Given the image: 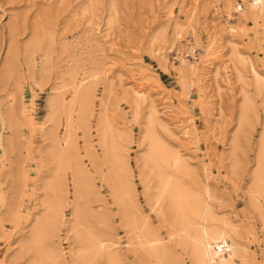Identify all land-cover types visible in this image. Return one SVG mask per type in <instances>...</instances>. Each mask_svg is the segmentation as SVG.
I'll return each instance as SVG.
<instances>
[{"label": "rangeland", "instance_id": "rangeland-1", "mask_svg": "<svg viewBox=\"0 0 264 264\" xmlns=\"http://www.w3.org/2000/svg\"><path fill=\"white\" fill-rule=\"evenodd\" d=\"M249 1L0 0V264H30L36 254L35 248H28V240L46 210V183L58 166L49 152L53 141L49 131L58 127L62 134L66 123L63 111L61 125L54 124L50 99L64 94L70 101L73 80L83 78L91 83L94 96L91 128L79 121L74 124L92 187L81 203L87 210L85 223L113 244L120 263L152 264L139 255L113 195L111 164L96 127L104 112L114 135L119 134L116 139L125 146L144 213L183 264H193L190 247L171 235L167 201L153 207L155 173L143 157L149 149L144 130L155 101L157 132L190 163L184 174L187 183L198 190L209 186L218 217L236 227L232 238L239 256L249 264H264V221L250 201L264 122L263 93L257 91L249 68L251 63L264 80V10L251 14ZM238 2L246 7L244 15L233 8ZM231 26L236 29L230 31ZM179 31L182 38H177ZM213 37V48H219L206 54ZM190 41L199 44L194 55L186 52ZM11 60L15 68L8 77ZM133 71L144 79L138 80ZM142 81L149 93L138 105L129 90ZM246 95L254 97L259 113H250L249 120L242 122ZM184 128L194 141L185 137ZM69 165L70 161L65 175L69 191L56 241L63 254L58 262L78 264L74 253L79 243L71 230L75 197ZM261 203L264 210V197ZM100 258L91 263L107 264Z\"/></svg>", "mask_w": 264, "mask_h": 264}, {"label": "bare ground", "instance_id": "bare-ground-1", "mask_svg": "<svg viewBox=\"0 0 264 264\" xmlns=\"http://www.w3.org/2000/svg\"><path fill=\"white\" fill-rule=\"evenodd\" d=\"M247 6L250 8L251 14L260 15L264 10V0H251L247 3ZM233 8L237 10L240 15H244L246 13V7L242 3H235ZM228 14L231 17L233 16L230 12ZM235 29V26H231V28H229L230 31H234ZM182 37L181 31H179L177 38ZM215 42L216 37H213L205 48L204 52L206 54H213L216 52L219 46L217 45L216 49H214L213 47H215ZM188 43H190V45L186 52L189 51L193 53L199 44L191 41ZM165 59H167V57ZM13 68H15V66L14 62L11 60L9 61L7 68L8 77L11 76ZM218 68L220 67L218 66ZM225 68L227 69L228 66H225ZM249 68H251L254 73V83L256 84L255 86L257 91L259 93H263L262 104L264 108V80L260 77L257 70L251 63ZM180 69H183V65ZM193 70L195 71V69ZM194 71H192V73H194ZM133 72H135L134 76L138 80L144 79L139 72ZM183 74L184 73L181 75ZM73 81L72 87L74 88V94L70 101H65L64 94L50 99L52 118L55 121L54 124L57 126L61 125L60 123L62 121L61 118L63 111L66 113V120L64 119L66 123L62 134H60L58 127L55 129L52 128L53 130L51 133L49 131V134L51 135L50 137H52L53 140L49 152L53 158L57 160L58 166L53 173V178H49L50 180L46 183L45 192L47 191V197L45 196L46 198L44 201L46 210L44 214L40 215L41 217L36 220L31 231L30 239L28 240V248L36 249L34 258L31 262H29L30 264H61V262L58 261L61 260L60 258H63V254L56 238L60 235V227L63 221L64 213L63 205L64 202L67 201L69 191L65 175L68 169V161H70L71 165L69 166L71 167L70 171L75 197L73 212L75 219L71 225V230L74 232V235L79 243V246L74 253V259L78 264H90L94 260L101 257L99 260L105 258L107 264H121L118 258V251H116L113 244L111 242L108 243L107 240L102 238L103 235L101 236L98 230L95 231L91 229L85 223L87 210L83 207L81 200L88 192H90L92 187L90 182L87 180V170L84 165V161H82L78 152V138L74 130V124L75 121H79L80 124L83 123V125L87 128H91L90 122L93 114L92 103L94 94L93 87L90 82H87L86 78L80 79L79 81L74 79ZM136 85L129 91L132 93L131 95L134 97L136 103L140 105L146 100L147 94L149 93L147 92L149 87H147L146 84L144 85L143 81L142 83L138 82V85ZM188 87L187 93L191 92V86L188 85ZM165 99L164 102H167V98ZM154 102L155 101H152L151 104L152 114L149 118H147L148 125L146 124V132L144 130L145 138L149 142V149L147 148L148 151L147 153L145 151L146 154L143 157L144 164L149 167L151 172L155 173V192L152 195L153 207H162L164 201H167L168 210L173 224L171 235H176L178 237L176 238L179 239L183 245L190 247L193 264H249L245 257L243 258L242 255L239 256V253L241 252L237 243L232 238V233L237 232L236 227L230 225L233 223H231L229 219H226L228 221H225L223 224L222 222L225 218H222V221V219L218 217L219 215L211 202L213 199V193L211 192L209 186L206 184L204 190H202L203 188L198 190L185 180L184 174L189 171L190 163L187 159H185V157H183L179 149L176 150L177 148L173 149V146H169L171 144L166 143V141L157 132L156 123L159 121V117L157 114L158 110ZM243 103L244 104L241 106L242 111L240 114V120L242 122H246L249 120L250 113L255 112L254 114H258L259 112L252 95H246V100ZM165 106L171 111L169 105ZM137 113L139 114V110ZM106 114L108 115V113L104 112L99 115L96 123L97 133L101 145L105 148L104 156L111 164L108 170V176L112 179L113 195L115 196V200H117L119 206L122 208L121 212L125 221V227H127L128 230L134 234L135 242H133L137 245L139 255L144 258L143 260H147L149 263L152 262V264H183L180 257L176 255V253L167 245L152 225L149 217L144 213L141 202L142 197L137 192V187L132 178L133 172L131 173V167L128 166L127 162L128 158L126 159V152L124 153L125 146L122 147L120 142L117 140L118 138L116 139V137H119V134L118 136L114 135V128L112 129L113 126L110 123L111 121L109 122V118H107ZM182 124L183 123H179V125ZM241 124L243 125V123ZM175 125L177 126L178 124ZM116 130L117 129H115V131ZM116 132L118 133V130ZM184 133L185 137H190L192 140L194 139V136L188 129H185ZM130 135L132 137V134ZM91 146L93 145L91 144ZM235 146L237 145L235 144ZM91 151L90 153H93ZM190 173L191 172H189V174ZM145 194L149 196L150 191L146 190ZM263 197L264 122L259 138L256 166L253 169V178L250 189V201L259 209L264 221V210L261 203V199ZM131 240H129V242ZM28 250L26 249V251Z\"/></svg>", "mask_w": 264, "mask_h": 264}]
</instances>
